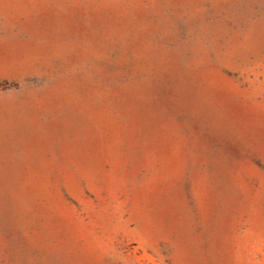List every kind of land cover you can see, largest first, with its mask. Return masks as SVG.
<instances>
[{"label": "rangeland", "instance_id": "rangeland-1", "mask_svg": "<svg viewBox=\"0 0 264 264\" xmlns=\"http://www.w3.org/2000/svg\"><path fill=\"white\" fill-rule=\"evenodd\" d=\"M0 264H264V0H0Z\"/></svg>", "mask_w": 264, "mask_h": 264}]
</instances>
